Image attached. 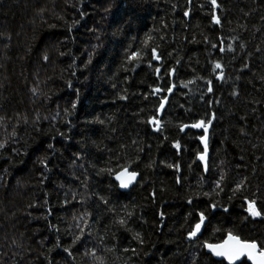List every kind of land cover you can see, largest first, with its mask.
Instances as JSON below:
<instances>
[{
  "label": "trees",
  "instance_id": "obj_1",
  "mask_svg": "<svg viewBox=\"0 0 264 264\" xmlns=\"http://www.w3.org/2000/svg\"><path fill=\"white\" fill-rule=\"evenodd\" d=\"M218 2L222 5L217 14L223 27L211 23L208 0H193L188 18L183 16L186 0H83L82 4L80 0H0V117L5 118L0 121V141L14 126L18 133L6 149H0V264H48V260L54 264H99L83 255L93 246L104 257V264H193L194 258L197 264H213L218 259L189 246L186 217L194 208L207 207L209 197L202 192L210 191L221 171L227 175L225 191L215 197L220 206L209 211L203 239H217L215 228H234L244 238L264 240V219L244 220L247 213L243 200H228L229 188L247 176L246 194L257 193L258 206L264 208V0ZM173 4L177 5L175 10ZM201 4L204 8L199 7ZM81 11L86 13L82 19ZM75 20L80 23L69 32ZM161 21L169 25L162 29L166 39L157 40L164 56L161 75L175 66L171 82L177 87L160 118L164 131L156 133L142 121L155 113L159 101L154 96L144 100L143 94L150 92L149 86H165L169 77L157 80L146 64L134 72L124 69L129 45L138 47L146 34L162 27ZM238 24L247 27L241 29ZM237 35L241 40L234 42L231 37ZM205 36L213 43H219L222 36L225 47L234 43L236 51L212 49L204 42ZM241 41L246 43L243 50L238 47ZM93 45L99 47L92 63L85 67ZM257 47L261 51L257 52ZM217 60L225 66L224 81L216 80L212 72ZM245 60L249 68L241 71ZM153 64L159 66L158 62ZM198 76L213 79L214 92L203 99L206 86ZM188 80L194 83L184 88ZM234 90L239 96L231 94ZM121 94H127L128 99L120 100ZM216 100L219 103L209 107L208 101ZM73 102L77 104L75 110L71 109ZM65 108L72 115L66 116ZM211 112L216 113V119L209 129L210 171L201 181L205 176L202 168L193 165L189 169L187 165L203 147L196 139L202 133H180L177 125L208 119ZM37 116L40 120L34 125ZM35 127L41 131H35ZM57 129L69 139L56 135ZM176 139L182 145L180 156L172 147ZM133 140L144 148L139 165H133L142 175L124 190L114 175L100 170L115 168L118 156L123 157L120 164L135 158L137 146ZM49 143L54 144L53 150L47 148ZM76 153L82 159L74 165ZM45 155L49 157L47 170L39 163ZM153 160L154 168H147ZM162 160L179 161L182 171L175 173L161 164ZM81 163L83 168L79 167ZM41 173L46 177L43 183ZM177 175L183 178L181 184L175 183ZM153 190L155 200L150 195ZM73 194L84 204L73 201ZM191 196L198 197L194 205L187 204ZM101 197L109 203L105 205ZM66 198L71 202L64 205ZM32 203L41 206L29 208ZM224 207H228L227 213ZM48 208L52 214L45 220L42 217ZM85 210L91 213L93 236L77 245L73 259L63 247L71 244L69 230L76 231L73 216ZM160 211L165 213L163 218ZM127 212L134 213L129 227L140 232L143 245L132 240L133 232L115 223ZM50 223L58 225L60 231L52 230ZM57 238L63 247L48 253ZM113 246L114 251H103ZM125 248H135L136 253L124 252Z\"/></svg>",
  "mask_w": 264,
  "mask_h": 264
},
{
  "label": "snow or ice",
  "instance_id": "obj_2",
  "mask_svg": "<svg viewBox=\"0 0 264 264\" xmlns=\"http://www.w3.org/2000/svg\"><path fill=\"white\" fill-rule=\"evenodd\" d=\"M81 4L83 3V0H80ZM187 7L183 12V16L185 18L190 17L191 14V6L193 4V0H186ZM208 4L210 5L211 12H210V19L211 23L213 25L221 26L223 27L222 20L220 15L217 14V10H222L221 3L218 2V0H208ZM75 7V5H73ZM177 7L176 4L172 5V9L175 10ZM200 8H204V5H199ZM105 11H110V9H105ZM86 15L83 11L80 12L81 19ZM247 16L248 13H245ZM60 19H63V17H60ZM261 19H264V17H261ZM80 23L79 20L73 21L72 25L69 26L68 31L71 32L72 28H74L76 25ZM161 28H154L151 32L146 34V37L139 42L138 47H133L132 45H129L128 49H126L125 52V71H132L134 72L137 67H139L141 64H146L148 68L153 69L154 75L156 76L157 80L163 81L164 76L169 77V82L165 86H149L150 92L143 94V99L148 100L149 96H154L158 99L159 104L155 108V113L153 115H150L146 120L142 121L143 123L150 125L153 132L156 133H162L164 131V122L160 119V115L164 112L165 106L169 103V96L173 94L174 90L176 89L177 85L174 82H171V78L175 76L176 74V67L170 66L165 71L164 75H161V68L163 67V60L164 56L159 51L161 48V44L157 43V40L164 41L166 39V35L162 31V29H167L169 25L163 21H161ZM54 27V25H53ZM238 27L241 29H246L245 24H238ZM94 31V30H93ZM235 31V29H234ZM155 33V35L153 34ZM10 38V37H9ZM97 39L99 40V36H97ZM136 38L134 37L133 40ZM231 39L235 41H240L241 38L237 36L231 37ZM219 43H213L211 42L210 38L208 36L204 37V42L209 43L212 49H218L219 52L224 53L232 52L234 53L236 51V45L234 43H228L225 47V39L221 36L218 37ZM99 47V45H93V51L88 52V60L85 63V67H87L88 64L92 63L93 57L95 55V49ZM238 47L240 50L245 49L246 43L245 42H239ZM256 51L259 52L261 49L259 47L256 48ZM61 55H64V53H61ZM172 53H168V56H171ZM248 56H251L252 53H247ZM45 60L48 59L47 56L44 57ZM153 62H158L159 66H154ZM176 65L180 64V60L177 59L175 61ZM130 65L131 67H127ZM224 65L220 61H215L212 64V72L215 74V79L218 81H224L225 80V72H224ZM249 68V63L247 60L243 62L241 71L243 69ZM219 70V71H217ZM72 75H75L73 72ZM240 77H236V79H239ZM127 80V77L125 78ZM197 79H203L206 86V92L201 94V99L205 95L212 94L214 92L213 87V79L210 78H204L198 76ZM264 79V77H262ZM194 83L193 80H188L187 82L183 83L184 88H188L189 84ZM71 81L68 82V87H71ZM115 87V85H113ZM33 93H36V89L32 90ZM126 92V90H125ZM164 93H167L165 95ZM233 96H239L238 91H233L231 93ZM120 100H127L128 95L127 94H121L118 97ZM212 103H219V100L216 101H208L209 107ZM59 107V106H58ZM77 107V104L75 102L71 103V109L75 110ZM183 107V105H181ZM64 114L66 116L72 115V111L65 108ZM143 111V109L141 110ZM59 111H57L56 115H59ZM5 118L0 117V121H3ZM44 119H48L45 117ZM55 120V117L52 118ZM216 119V113L211 112L208 119L200 118L195 120L191 123H179L177 125L178 131L180 133H185L186 130H200L202 134L196 136V139L199 140L200 144H202V149H199L195 153V158L187 165L189 169L192 168L193 165H198L202 168V172L205 174V176L201 177V181H203L206 178V174L210 171V164H209V129L213 125V121ZM40 120V117L37 116L36 120L33 121V124L35 125ZM103 123V121H100ZM23 123L27 124L28 120L27 117L23 118ZM66 123H71V121H66ZM2 126V125H0ZM35 131L39 132L41 129L39 127L34 128ZM241 134L247 135L245 130L241 128ZM17 128L14 126L11 133L8 135L6 139L3 141H0V149H6L8 147V144L10 141L16 140L17 138ZM56 135H59L61 137H64L65 139H69V137L66 136V134L59 129L56 130ZM55 139V136L52 137ZM164 140H168V136H164ZM133 145H136V155L135 158H128L125 160L123 164L119 163V160L123 157L118 156L117 157V165L115 168L109 167V168H102L101 172H107L110 175H114L115 180L119 182V187L123 189H127L130 186H132L135 182H137V178L142 175V173L136 168L133 167V165H139L140 163V153L144 151V148L139 145V142L137 140L132 141ZM54 144L49 143L47 145V148L49 150L54 149ZM125 147V146H122ZM149 147H151L149 145ZM172 147L176 150L175 155L180 156L182 153V145L179 139H176L172 141ZM253 147H257L256 145H253ZM13 151H16V149H13ZM243 156H241V159L243 160ZM82 159V155L80 153L75 154V159L72 161V163L75 165L78 160ZM39 163L42 165V167L47 170L49 167V157L45 155L42 157L39 161ZM161 164H163L165 167L172 169L175 173H180L182 171V166L179 161L175 162H167V161H160ZM224 162L221 161V164ZM155 166V161H150L147 163L146 167L149 169H153ZM80 168L84 167V164L81 163L79 165ZM42 179L41 183H43V180L46 179L44 177L43 173H41ZM74 179L79 180L78 176H75ZM227 180V175L225 172L221 171L219 172V175L215 180L212 181L210 185V191L208 192H202V195L205 197H209V203L207 207L203 210L194 208L192 212L188 214V217H186V223L188 224L186 237L185 239L189 243V246L191 247H198L200 252L204 253L205 255H210L211 257L220 258L217 261H214L213 264H224L226 261L227 264H247V262H251V264H264V240H260L258 238H244L241 234H239L234 228H230L227 230H223L221 228H215L214 233H218L219 237L215 240L211 239H203L204 235V229L206 228V222L209 221V211L215 210L218 206H220L219 201L215 199L216 196H220L221 193L225 191V181ZM183 181V178L179 175L175 178L176 184H181ZM248 177L244 176L241 177L238 181L235 182L234 187H230L229 191L231 192V195L228 196V200L231 201L234 198H241L243 200L244 205L246 207L243 208L244 212L247 213V216L243 217L244 220H247L248 218L256 219L261 218L264 219V208L258 206V200L260 199L257 193H251L246 194L247 187H248ZM84 187H87V184L85 182H82ZM200 188H203V184L200 183ZM63 187V185H61ZM164 189H161L163 191ZM215 194V195H213ZM67 193H65V196L67 197ZM153 200L156 198V192L153 190L150 193ZM103 203L107 205L109 201L107 199H104ZM198 199L197 196H191L187 199L188 205H194V200ZM72 200L76 201V203L84 204V200H77L76 194L72 195ZM71 201H69L67 198L63 201L64 205L69 204ZM48 201H44V205H47ZM38 203H32L29 204V208H36L40 207ZM224 212H228V207L223 208ZM52 214V209L48 208L46 215H44L42 218L47 220L48 216ZM28 215H31V213H28ZM134 213L127 212L126 216L119 218L115 221L116 224L125 231L133 232V230L129 227V223L133 217ZM159 216L163 218L165 216V213L163 211L159 212ZM90 217L91 213L87 210L80 213L78 216H73V220L75 221V229L76 231L69 230L70 235L72 236L71 244L68 247H63L62 241L57 238V240L54 242L53 247H50L47 249L48 253H51L54 248H60L63 247V251L67 253L69 257H74V249H76L77 245L84 243L88 240H90L93 236V230H92V224L90 223ZM190 218V219H189ZM146 222V221H145ZM49 227L54 230L55 232H59L60 228L56 224H49ZM103 238L101 237V241ZM132 240L137 242L139 245L144 244V239L141 236L140 232L135 231L132 234ZM15 243V241H13ZM115 250V246L113 248H105L103 251L111 252ZM124 252H132L136 253L135 248H125L123 249ZM42 255H45L42 253ZM83 255L85 257H91L93 262H99V264H104V257L102 255H98L97 248L93 246L92 248H86ZM199 255V252L197 253V256ZM47 259V256H45ZM246 258V259H242ZM22 259V257H21ZM48 264H54L53 260H48ZM193 264H197L196 258L193 260Z\"/></svg>",
  "mask_w": 264,
  "mask_h": 264
},
{
  "label": "water",
  "instance_id": "obj_3",
  "mask_svg": "<svg viewBox=\"0 0 264 264\" xmlns=\"http://www.w3.org/2000/svg\"><path fill=\"white\" fill-rule=\"evenodd\" d=\"M165 107H166V106H165ZM162 115H163V113L160 115V118L162 117ZM209 153H210V152H209ZM137 180H138V178H137ZM117 182H118V181H117ZM118 183H119V182H118ZM135 183H136V182H135ZM135 183H134V184H135ZM134 184H133V185H134ZM133 185H132V186H133ZM132 186H130L129 188L124 189V190H129ZM121 189H123V188H121ZM214 258H215V257H214ZM216 259L219 260L220 258H216ZM242 259H246V258H242ZM225 262H226V261H225ZM226 263H227V262H226ZM248 263L251 264V262H248Z\"/></svg>",
  "mask_w": 264,
  "mask_h": 264
}]
</instances>
